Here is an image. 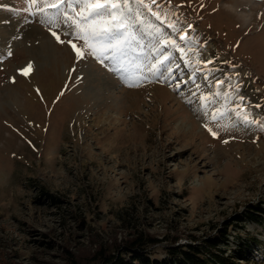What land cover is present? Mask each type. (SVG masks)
Returning a JSON list of instances; mask_svg holds the SVG:
<instances>
[{"label":"rangeland","instance_id":"rangeland-1","mask_svg":"<svg viewBox=\"0 0 264 264\" xmlns=\"http://www.w3.org/2000/svg\"><path fill=\"white\" fill-rule=\"evenodd\" d=\"M255 2L157 0L167 15L135 26L128 59L147 73L161 39L150 25L176 38L168 24L178 19L193 44L178 40L186 55L175 50V80L139 82L107 59L78 61L48 30L66 26L41 23L27 0H0V264H69L137 231L162 241L157 257L210 236L228 255L249 237L264 242V225L246 217L264 209V131L223 97L239 83L244 110L264 120V0ZM205 123L228 130L213 137ZM237 258L264 264V245Z\"/></svg>","mask_w":264,"mask_h":264},{"label":"snow or ice","instance_id":"snow-or-ice-1","mask_svg":"<svg viewBox=\"0 0 264 264\" xmlns=\"http://www.w3.org/2000/svg\"><path fill=\"white\" fill-rule=\"evenodd\" d=\"M27 4L28 7L25 11L30 12L33 16H39L41 23L57 27L60 25L66 26L67 30L61 33L53 31L52 27H49L48 30L59 43H66L71 47L78 61L92 57L107 67L105 64V59H107L113 64L119 65V68L114 69V71L121 72L125 81L131 79L144 82L150 77L156 76L163 77L165 80L171 77L175 80V77L172 76V58L175 55V50L178 49L182 56L186 55L185 47H182L178 40L182 41L184 46L193 44V38L188 36L187 31L177 26L180 23L178 19L168 24L172 32L177 34L176 38L164 33L158 25H150L155 33L160 34L161 39L153 46L152 51L155 56L146 65L147 73L143 74L142 65L128 59V50L133 43H136L139 47L134 35V28L137 25L146 24L148 14L155 16L157 19H164L167 15V13L162 15L157 0H135L134 3L132 0H27ZM33 5L36 6L34 9ZM154 5H157L155 11L153 10ZM6 7L8 6L0 4V8ZM76 7L79 8L78 11L75 10ZM69 8L73 9L72 14L67 10ZM49 9L55 11H48ZM186 27L191 28L192 26L188 24ZM62 36H66L67 39H63ZM9 55H11V52H9ZM195 55L199 56V53L197 52ZM187 62L191 67L192 61ZM196 63L212 64V60H197ZM30 67L31 65H28L27 68L19 69V71L27 75ZM196 70L193 67L194 77ZM200 70L206 72V74H211L216 69L202 68ZM70 71H75V68L70 69ZM216 83L222 84L223 81L217 80ZM176 87H180V85L176 84ZM229 88L232 89L231 93H223L225 104L228 103L229 96L234 95L236 100L240 102L233 101V108L236 110L237 117L242 119L244 124L248 126L255 125L261 131H264V120L256 119L244 110L245 97L239 95L237 91L239 83L235 88H232L230 83ZM215 95L219 96L221 93L217 92ZM201 100L204 101L205 107L210 103L205 96H201ZM255 107L258 108L259 105ZM224 115V111L217 108L210 114V119L219 122L224 119ZM204 127L213 137L219 135L221 128L224 131L228 130L227 126L219 123L216 129L209 126L208 123H205ZM224 142L227 143L228 141L225 140Z\"/></svg>","mask_w":264,"mask_h":264},{"label":"trees","instance_id":"trees-1","mask_svg":"<svg viewBox=\"0 0 264 264\" xmlns=\"http://www.w3.org/2000/svg\"><path fill=\"white\" fill-rule=\"evenodd\" d=\"M260 213L249 210L247 218L258 226L264 225V209L256 207ZM238 254L228 255L223 250L227 241L220 236H210L200 242L187 244L170 243L165 248V255L157 257L153 246H160L162 241L142 231H137L123 241L115 239L111 243L89 253L85 257H71L69 264H240L237 258L245 257V249L256 252L264 245L256 237H249ZM257 246V247H254Z\"/></svg>","mask_w":264,"mask_h":264},{"label":"bare ground","instance_id":"bare-ground-1","mask_svg":"<svg viewBox=\"0 0 264 264\" xmlns=\"http://www.w3.org/2000/svg\"><path fill=\"white\" fill-rule=\"evenodd\" d=\"M248 1H249V3L252 4V5H260V4H257V3L255 2V0H248Z\"/></svg>","mask_w":264,"mask_h":264}]
</instances>
